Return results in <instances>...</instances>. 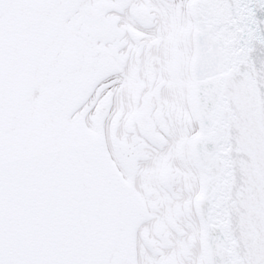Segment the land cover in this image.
<instances>
[{"label": "snow or ice", "instance_id": "snow-or-ice-1", "mask_svg": "<svg viewBox=\"0 0 264 264\" xmlns=\"http://www.w3.org/2000/svg\"><path fill=\"white\" fill-rule=\"evenodd\" d=\"M0 264H264V0H0Z\"/></svg>", "mask_w": 264, "mask_h": 264}]
</instances>
